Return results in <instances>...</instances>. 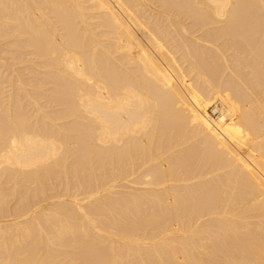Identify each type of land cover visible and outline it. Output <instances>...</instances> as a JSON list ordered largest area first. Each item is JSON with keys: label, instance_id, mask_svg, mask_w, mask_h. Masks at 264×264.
I'll list each match as a JSON object with an SVG mask.
<instances>
[{"label": "bare ground", "instance_id": "bare-ground-1", "mask_svg": "<svg viewBox=\"0 0 264 264\" xmlns=\"http://www.w3.org/2000/svg\"><path fill=\"white\" fill-rule=\"evenodd\" d=\"M0 264H264V0H0Z\"/></svg>", "mask_w": 264, "mask_h": 264}, {"label": "rangeland", "instance_id": "rangeland-1", "mask_svg": "<svg viewBox=\"0 0 264 264\" xmlns=\"http://www.w3.org/2000/svg\"><path fill=\"white\" fill-rule=\"evenodd\" d=\"M208 112L211 114L210 110H208ZM211 115H213V114H211ZM2 220H3V221H4V220H8V218H7V219H4V218H3Z\"/></svg>", "mask_w": 264, "mask_h": 264}]
</instances>
